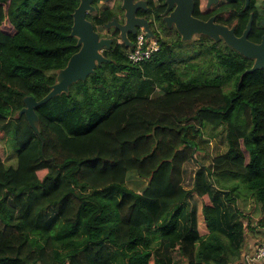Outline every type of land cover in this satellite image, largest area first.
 I'll list each match as a JSON object with an SVG mask.
<instances>
[{
    "label": "trees",
    "instance_id": "obj_1",
    "mask_svg": "<svg viewBox=\"0 0 264 264\" xmlns=\"http://www.w3.org/2000/svg\"><path fill=\"white\" fill-rule=\"evenodd\" d=\"M78 3L0 0V264H249L247 231L264 238V69L245 73L252 59L206 35L157 34L139 64L121 41L36 109L37 134L19 112L79 50ZM205 135L227 150L188 188ZM251 199L255 225L239 207Z\"/></svg>",
    "mask_w": 264,
    "mask_h": 264
},
{
    "label": "water",
    "instance_id": "obj_2",
    "mask_svg": "<svg viewBox=\"0 0 264 264\" xmlns=\"http://www.w3.org/2000/svg\"><path fill=\"white\" fill-rule=\"evenodd\" d=\"M92 0H82L81 4L73 12V25L71 36L77 38L79 50L69 59L67 65L57 73L56 81L51 86V90L40 100L33 96L24 98L25 106L20 110L19 117L26 116L29 125L37 134H40V118L36 109L48 102L50 99L62 93H69L70 86L78 81H85L91 74L96 72L98 66L112 60L105 56L104 50L112 48L113 40L101 37L96 31L94 24L87 18L88 12H93L91 6ZM172 0H168L172 6ZM176 8L171 15L166 18L168 25L175 23V28L183 41L192 40L196 35H206L215 41L224 39L225 43L245 57L253 58L254 64L247 69L245 73L254 72L258 69H264V40L260 44L248 41L245 36L238 38L233 30L213 23L212 21H202L193 16V0H175ZM135 6H133L128 15H133ZM134 20V16L132 18ZM137 24L128 26L119 25L117 20L106 23L105 27L116 26L121 30L122 40L127 47L133 45L126 35L128 29L135 31V26H141L146 32L148 39L155 37V34L144 21L136 20Z\"/></svg>",
    "mask_w": 264,
    "mask_h": 264
},
{
    "label": "flooded vegetation",
    "instance_id": "obj_3",
    "mask_svg": "<svg viewBox=\"0 0 264 264\" xmlns=\"http://www.w3.org/2000/svg\"><path fill=\"white\" fill-rule=\"evenodd\" d=\"M78 1L79 6L82 0ZM193 1L192 14L195 18L207 22L212 21L215 24L233 30L236 37L242 38L245 36L248 41L256 44H260L264 40V0ZM171 2L172 6L168 0H92L91 6L94 7V11L88 12L87 18L94 24L96 31L100 33L101 37L113 40L112 47L116 43L123 41L120 29L114 25L109 28L105 27L106 23L112 22L114 19L117 20L119 25L123 26H128L132 23L137 24L136 20L144 21L155 34L153 38L156 40H158L157 34L162 38H175L177 33L172 34L177 31L175 23L169 26L166 20L177 6L175 0ZM133 6H135L133 15H128L129 10ZM100 16H106V21L101 25H96L94 18ZM133 16L135 21H132ZM102 30L106 31V33H103ZM142 30H144L143 27L136 25L135 31L128 29L126 35L134 43V40ZM199 36L201 35H196L194 39ZM210 39L218 43L217 49L226 48V46L231 48L225 43L223 38L220 41ZM249 59L253 60L252 67L255 61L253 58Z\"/></svg>",
    "mask_w": 264,
    "mask_h": 264
},
{
    "label": "rangeland",
    "instance_id": "obj_4",
    "mask_svg": "<svg viewBox=\"0 0 264 264\" xmlns=\"http://www.w3.org/2000/svg\"><path fill=\"white\" fill-rule=\"evenodd\" d=\"M103 33H106V31H103ZM172 34H176V32H174ZM176 37H177V35H176ZM196 61H201V59L197 58ZM205 138L210 139V148H209V150L207 152L206 151H199L198 153H196L194 159H192L190 162H188L185 165L186 173H185V177H184V184L188 188H191L194 176H195L196 172L198 171V169L202 165L211 164L213 158L216 155L221 154V153H223V152H225L227 150V143H226L225 138H221L220 136L210 138L207 135H205ZM0 143L2 145H5L6 144V139H1ZM12 156H13V153H10L6 158L9 159ZM11 162H14V158H11L9 160V163H11ZM45 173H46L45 170L44 171L43 170L40 171L39 172L40 177H43L45 175ZM136 179L137 178H134V180H136ZM190 205H191V207H195V205H197L196 201L193 198L191 199ZM227 206H228V208L230 210H232V205L231 204L228 203ZM239 207L243 211L242 214L245 217V218H243L245 224L249 223L248 217L245 216V214H247L248 216H251L254 219V225H255L257 223L259 214H258V209L255 207L254 202L252 201V199L249 200L247 205H245L243 202L240 203ZM248 209H251L252 212H250ZM240 214H241V212H240ZM237 216H239V215L237 214ZM249 231H251V230H248L247 233ZM162 252L167 253L170 256H172L174 260L181 261V259L179 258V256H180L179 253L176 250H174V249L168 250V249L164 248V250H162Z\"/></svg>",
    "mask_w": 264,
    "mask_h": 264
},
{
    "label": "built area",
    "instance_id": "obj_5",
    "mask_svg": "<svg viewBox=\"0 0 264 264\" xmlns=\"http://www.w3.org/2000/svg\"><path fill=\"white\" fill-rule=\"evenodd\" d=\"M160 48V43L154 38L148 39L145 35V31L139 32L135 46L128 50V59L139 64L144 60L150 58L152 54ZM264 261V238L256 245L253 254L249 257V264H257Z\"/></svg>",
    "mask_w": 264,
    "mask_h": 264
},
{
    "label": "crops",
    "instance_id": "obj_6",
    "mask_svg": "<svg viewBox=\"0 0 264 264\" xmlns=\"http://www.w3.org/2000/svg\"><path fill=\"white\" fill-rule=\"evenodd\" d=\"M259 236L256 237L254 234H252L250 231L247 233V237H246V246H245V251L243 256L245 257V261L248 263V259L249 257L253 254L256 245L258 244L259 241ZM264 262V261H262ZM259 262V263H262Z\"/></svg>",
    "mask_w": 264,
    "mask_h": 264
},
{
    "label": "bare ground",
    "instance_id": "obj_7",
    "mask_svg": "<svg viewBox=\"0 0 264 264\" xmlns=\"http://www.w3.org/2000/svg\"><path fill=\"white\" fill-rule=\"evenodd\" d=\"M136 39H137V38H136ZM136 39L134 40V43H133V41L130 40V41L133 43V45L130 46V47H127V46H126V47L128 48V50L131 49V48H133V47L135 46ZM193 39H194V38H193ZM193 39H192V40H193ZM192 40H189V41H192ZM122 42H123V41H122ZM158 50H159V49H158ZM158 50H157V51H158ZM127 52H128V51H127Z\"/></svg>",
    "mask_w": 264,
    "mask_h": 264
}]
</instances>
